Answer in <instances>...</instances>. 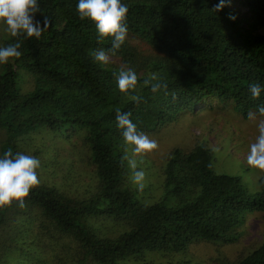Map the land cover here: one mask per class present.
Returning a JSON list of instances; mask_svg holds the SVG:
<instances>
[{
	"label": "trees",
	"instance_id": "16d2710c",
	"mask_svg": "<svg viewBox=\"0 0 264 264\" xmlns=\"http://www.w3.org/2000/svg\"><path fill=\"white\" fill-rule=\"evenodd\" d=\"M124 2L128 35L107 65L91 54L112 38L97 39L77 0H41L51 26L20 38L23 55L0 65V153L41 161L25 206H0V264H264V240L234 262L195 250L235 244L248 213L264 217V170L256 192L216 172L208 135L157 164L133 153L116 121L117 109L130 112L138 131L158 134L216 102L249 119L264 104L248 91L264 84V0H229L218 12L219 0ZM14 39L0 24V46ZM127 68L139 79L125 94L114 73ZM152 74L167 88L144 86ZM126 154L145 172L142 190Z\"/></svg>",
	"mask_w": 264,
	"mask_h": 264
},
{
	"label": "clouds",
	"instance_id": "9594fccd",
	"mask_svg": "<svg viewBox=\"0 0 264 264\" xmlns=\"http://www.w3.org/2000/svg\"><path fill=\"white\" fill-rule=\"evenodd\" d=\"M229 0H219L213 10H222ZM242 11L245 8H241ZM76 12L81 20L88 19L95 24L97 39L111 37V47L106 51L103 48L94 51L91 55L94 61L107 65L110 62L109 53L113 55L125 43L128 35V12L129 5L124 0H77ZM42 19H37V16ZM235 19V17H230ZM0 24L12 38V43L0 46V65L7 64L11 59H19L22 40L20 38H36L39 40L45 30L51 26V21L44 15L41 8V0H0ZM116 86L119 91L128 94L137 88L138 75L132 68L121 69L118 74L114 73ZM158 81L156 74L142 81L144 86H150L153 93L166 84ZM253 99H259L264 93V84L252 83L248 88ZM133 100L139 101V96H132ZM130 112L116 110L117 128L122 130V136L127 144L134 145L133 153L140 154L151 152L158 148V143L144 132L138 131L136 123L131 119ZM250 119L257 115L264 117V104L257 106V112H250ZM257 132L253 142L249 145L247 164L252 168L264 170V119L257 122ZM122 159L128 160L129 167L133 170L132 182L138 189L144 188L145 172L137 169V162L127 156ZM41 167L39 157L13 152L11 148L0 153V206L10 205L14 201L23 208L25 198L31 189L41 183L38 169Z\"/></svg>",
	"mask_w": 264,
	"mask_h": 264
},
{
	"label": "rangeland",
	"instance_id": "374dc122",
	"mask_svg": "<svg viewBox=\"0 0 264 264\" xmlns=\"http://www.w3.org/2000/svg\"><path fill=\"white\" fill-rule=\"evenodd\" d=\"M110 59L114 58L110 57ZM191 116V113H188L187 116L178 121L179 124L166 128L158 134H150L149 136L157 141L158 148L146 152L148 157L154 159L157 164H161L163 157L176 144H186L188 147V145H194L197 138L203 139L204 135H208L207 137L210 138L211 142L210 146L213 149L216 172L240 176L249 191H258V178L261 170L250 167L246 158L249 145L258 134L257 122L264 117L257 115L255 119H245L232 106L217 102L214 103L212 109L200 111V113L192 116L193 118ZM209 125L213 128L208 130ZM193 130L198 134H191L194 132ZM58 153L59 158L63 160L65 153L61 151ZM57 178L62 182V173ZM51 180L53 178H48V182ZM69 187L72 188L73 184ZM75 187L76 185L73 188ZM257 213L259 212L246 215L247 220L242 228L243 235L237 243L224 245L200 243L195 245V250L206 257L221 255L222 257L225 256L228 261L234 262L264 240V217Z\"/></svg>",
	"mask_w": 264,
	"mask_h": 264
}]
</instances>
